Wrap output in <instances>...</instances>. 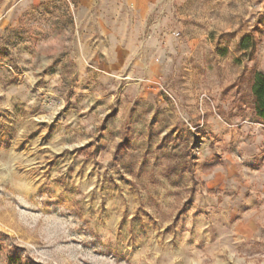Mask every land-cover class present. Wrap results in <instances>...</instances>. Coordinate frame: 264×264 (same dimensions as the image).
I'll return each instance as SVG.
<instances>
[{"label": "rangeland", "instance_id": "374dc122", "mask_svg": "<svg viewBox=\"0 0 264 264\" xmlns=\"http://www.w3.org/2000/svg\"><path fill=\"white\" fill-rule=\"evenodd\" d=\"M264 0H0V264H264Z\"/></svg>", "mask_w": 264, "mask_h": 264}, {"label": "trees", "instance_id": "16d2710c", "mask_svg": "<svg viewBox=\"0 0 264 264\" xmlns=\"http://www.w3.org/2000/svg\"><path fill=\"white\" fill-rule=\"evenodd\" d=\"M255 97L256 115L264 122V74L258 73L252 88Z\"/></svg>", "mask_w": 264, "mask_h": 264}]
</instances>
